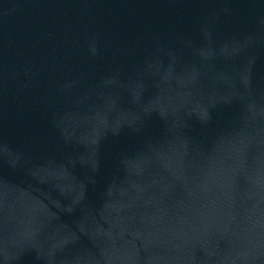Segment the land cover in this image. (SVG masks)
<instances>
[{
  "label": "water",
  "instance_id": "obj_1",
  "mask_svg": "<svg viewBox=\"0 0 264 264\" xmlns=\"http://www.w3.org/2000/svg\"><path fill=\"white\" fill-rule=\"evenodd\" d=\"M0 264H264V0H0Z\"/></svg>",
  "mask_w": 264,
  "mask_h": 264
}]
</instances>
